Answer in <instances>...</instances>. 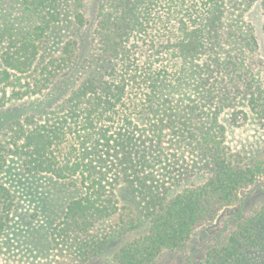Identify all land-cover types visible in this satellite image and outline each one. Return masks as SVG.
Here are the masks:
<instances>
[{
    "label": "trees",
    "instance_id": "obj_1",
    "mask_svg": "<svg viewBox=\"0 0 264 264\" xmlns=\"http://www.w3.org/2000/svg\"><path fill=\"white\" fill-rule=\"evenodd\" d=\"M87 1L0 0L5 67L24 71L35 55L29 43L45 44L67 22L84 26ZM94 1L99 21L93 42L96 59L107 64L105 72L85 78L39 117L26 116L4 127L0 235L17 208L16 197L1 181L9 155L21 159L27 175L81 184L83 195L67 205L62 224L74 229L69 238L79 260L98 255L109 242L146 222L148 231L122 245L115 260L153 264L164 250L183 247L196 230L237 204L262 173L259 165H234L221 146L218 118L225 107L239 111L234 108L253 92L255 77L247 64L257 43L252 32L245 34L243 21L258 0ZM76 45L62 43L42 73L52 72L57 79L59 71L64 77L73 68L78 72ZM10 75L4 70L0 80ZM6 94L0 107L10 101ZM258 100L245 106L254 108ZM200 174L209 178L169 194ZM119 185L128 189L133 203L120 210H133L136 219L119 213L110 235L88 242L89 227L119 211L113 197ZM56 237L51 234V241ZM198 264H264V203L224 242L210 246Z\"/></svg>",
    "mask_w": 264,
    "mask_h": 264
},
{
    "label": "rangeland",
    "instance_id": "obj_2",
    "mask_svg": "<svg viewBox=\"0 0 264 264\" xmlns=\"http://www.w3.org/2000/svg\"><path fill=\"white\" fill-rule=\"evenodd\" d=\"M96 9L95 1L88 0L83 9L84 26L71 19L72 22L61 26L60 33L46 40L45 44H40L39 41L29 43L31 54L35 52V55L31 59L32 64L22 72L5 67L2 61L3 48H0V73L6 70L12 75L9 80H0V97L6 92L7 98H10L4 107H0V142L4 139L5 126L17 119L23 121L26 116L39 117L43 111L52 109L55 102L61 100V96L68 95L85 78L105 72L107 64L96 59L98 53L93 42L99 21ZM244 17L243 23L247 26L244 28L247 32L245 34L252 32L257 43L252 63L249 60L247 64L252 68L255 81L251 83L253 92L247 93L241 101L243 105L234 108L239 111L234 112L227 107L219 111V125L223 127L221 146L232 156L235 166L259 165L262 173L250 188L241 193L237 204L224 208L211 224L196 230L183 247L164 250L153 264H198L204 259L210 246L224 242L240 221L253 215L264 203V14L261 1L254 3ZM67 41L78 44V50L74 54H80L79 71L75 72L73 68L66 77L59 71L57 79L51 77L52 72L50 76L43 74V64L49 58L56 57L60 45ZM256 98L259 100L253 102L254 108L245 106ZM6 158L7 165L1 181L16 197L17 208L7 228L0 235V264H118L115 254L119 248L148 231V224L142 222L141 227L109 242L98 255L91 256L86 261L79 260L76 257L77 250L75 246L73 248V242L69 238V230L73 232L74 229L62 224L67 205L83 195L81 184L75 180H60L46 174L27 175L20 158L9 155ZM208 178V174L197 175L173 187L169 194L172 196L184 188L196 187ZM117 188L116 190L115 186L113 197L118 202L119 211L110 218L91 225L86 232L88 242L93 237L98 240L101 236L110 235L119 213L134 215V211L131 213L128 208L120 210L124 206L131 207L133 203L128 189L120 185ZM134 218L136 219V215ZM53 233L57 234L54 242L50 239Z\"/></svg>",
    "mask_w": 264,
    "mask_h": 264
}]
</instances>
